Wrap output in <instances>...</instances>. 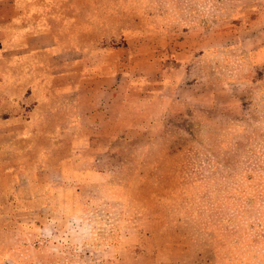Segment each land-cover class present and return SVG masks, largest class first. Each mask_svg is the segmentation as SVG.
<instances>
[{"label": "rangeland", "instance_id": "obj_1", "mask_svg": "<svg viewBox=\"0 0 264 264\" xmlns=\"http://www.w3.org/2000/svg\"><path fill=\"white\" fill-rule=\"evenodd\" d=\"M11 1L0 264H264V0Z\"/></svg>", "mask_w": 264, "mask_h": 264}, {"label": "crops", "instance_id": "obj_2", "mask_svg": "<svg viewBox=\"0 0 264 264\" xmlns=\"http://www.w3.org/2000/svg\"><path fill=\"white\" fill-rule=\"evenodd\" d=\"M11 2H12L11 0H0V5L7 6L8 3H11ZM14 16H15V10L13 12V9H11V7H10V10L7 13L2 14V18H4V19H1L0 18V20L5 22L7 20H11V18H13ZM68 51H70V52H68ZM72 52L73 53H77L78 55H81L82 54L81 51H79V50H75V51H72ZM72 52H71V50H67V51H65L61 55L70 54ZM79 61H81V60H79ZM65 62H66V64H69L70 65V67H68V68H72V67H74L73 65H76V64L79 63L77 60L76 61H68V62L65 61ZM60 64H62V63H60ZM60 64H58V65H52V66L53 67H56V68H59L60 67Z\"/></svg>", "mask_w": 264, "mask_h": 264}]
</instances>
